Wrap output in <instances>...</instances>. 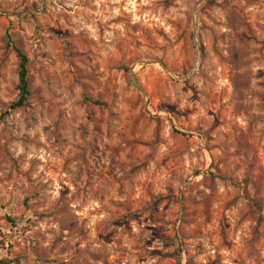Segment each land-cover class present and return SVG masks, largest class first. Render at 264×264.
<instances>
[{"label": "rangeland", "instance_id": "1", "mask_svg": "<svg viewBox=\"0 0 264 264\" xmlns=\"http://www.w3.org/2000/svg\"><path fill=\"white\" fill-rule=\"evenodd\" d=\"M0 264H264V0H0Z\"/></svg>", "mask_w": 264, "mask_h": 264}, {"label": "trees", "instance_id": "2", "mask_svg": "<svg viewBox=\"0 0 264 264\" xmlns=\"http://www.w3.org/2000/svg\"><path fill=\"white\" fill-rule=\"evenodd\" d=\"M10 40L8 41V44ZM13 50L18 57V89L19 95L15 101L10 103V108H18L27 104L28 96L30 95V87L28 81V57L24 51H22L18 46L12 44ZM98 102L97 100L95 101ZM99 103V102H98Z\"/></svg>", "mask_w": 264, "mask_h": 264}, {"label": "water", "instance_id": "3", "mask_svg": "<svg viewBox=\"0 0 264 264\" xmlns=\"http://www.w3.org/2000/svg\"><path fill=\"white\" fill-rule=\"evenodd\" d=\"M130 77H131V81H132L134 87H135L137 90H139L143 96H145V92H144L142 86L140 85V83L138 82V80L136 79V76H135L134 71H131V73H130Z\"/></svg>", "mask_w": 264, "mask_h": 264}]
</instances>
